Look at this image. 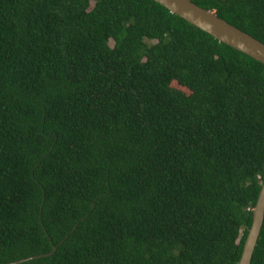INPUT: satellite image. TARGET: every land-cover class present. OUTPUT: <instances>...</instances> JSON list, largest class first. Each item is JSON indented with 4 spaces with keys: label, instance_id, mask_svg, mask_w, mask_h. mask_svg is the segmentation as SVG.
Segmentation results:
<instances>
[{
    "label": "trees",
    "instance_id": "1",
    "mask_svg": "<svg viewBox=\"0 0 264 264\" xmlns=\"http://www.w3.org/2000/svg\"><path fill=\"white\" fill-rule=\"evenodd\" d=\"M191 1L264 43V0ZM263 180L262 63L153 0H0V264H236Z\"/></svg>",
    "mask_w": 264,
    "mask_h": 264
},
{
    "label": "water",
    "instance_id": "2",
    "mask_svg": "<svg viewBox=\"0 0 264 264\" xmlns=\"http://www.w3.org/2000/svg\"><path fill=\"white\" fill-rule=\"evenodd\" d=\"M173 13L209 34L217 41L224 43L231 48L251 57L252 59L264 65V43L253 38L249 34L241 31L235 26L227 23L225 20L217 17L213 11L204 9L191 0H153ZM264 214V180L261 182L255 202L251 208V221L246 230L245 237L242 242L241 251L236 264H249L252 251L254 249L258 233L261 227ZM54 246L47 253L32 255L29 257L20 258L11 262L2 264H15L26 261L31 258H37L44 255H49L54 250Z\"/></svg>",
    "mask_w": 264,
    "mask_h": 264
},
{
    "label": "rangeland",
    "instance_id": "3",
    "mask_svg": "<svg viewBox=\"0 0 264 264\" xmlns=\"http://www.w3.org/2000/svg\"><path fill=\"white\" fill-rule=\"evenodd\" d=\"M172 86H173L174 88H177L178 90L184 92V93H187V90H186L185 88H183V87H180V86H178V85H176V84H174V83H172Z\"/></svg>",
    "mask_w": 264,
    "mask_h": 264
}]
</instances>
